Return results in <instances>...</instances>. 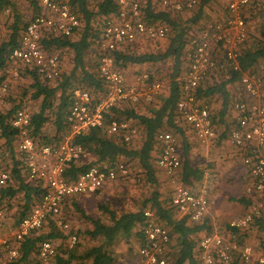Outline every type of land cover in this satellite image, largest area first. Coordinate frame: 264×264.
I'll return each mask as SVG.
<instances>
[{"label": "trees", "instance_id": "trees-1", "mask_svg": "<svg viewBox=\"0 0 264 264\" xmlns=\"http://www.w3.org/2000/svg\"><path fill=\"white\" fill-rule=\"evenodd\" d=\"M55 1L66 2L70 10L77 13L79 18V25L69 37L53 35L41 40L47 52L58 54L61 75L55 80L47 81L35 71L24 69L20 76V78L24 77V86L13 94L9 84L10 91L0 111V150L4 161L11 168V182L0 189V210L6 207V211H9L14 206V202L18 201L20 211L17 213V222L38 201L45 187L41 181L28 179L24 155L17 151L18 131L12 129L10 125L15 110L21 107L28 108L27 106L32 103L37 104L35 108L31 107V112L28 110L31 114L28 135L36 146L41 148L44 145L57 144L67 133L68 125L65 118L75 88L87 90L91 95L92 103L100 101L105 93V84L97 70L98 40L102 22L116 14L117 5L114 0ZM217 1L198 0V6L196 5L198 10L187 19L180 17L187 11L171 13L161 8L154 0H146L143 3L145 21L151 24H164L168 26L169 31L162 39H140L135 43L118 47L113 52V64L128 77L147 72L151 80L158 79L157 70L163 68L166 70L167 84L158 97V104L153 108L150 107L152 102L147 106L129 102L114 104L104 113L102 126L90 128L85 133L74 136L72 142L80 145L86 155L70 164L66 169L67 176L73 179L92 165L111 167L123 163L126 166L130 165L132 170L137 166V174L142 177L144 183L149 187L156 186V171L159 169L157 159L161 151L156 134L160 131H169L176 137L180 135L182 138L183 156L178 169L181 180L186 184H190L193 180H201L204 170L199 164L189 161L187 153L192 146L186 140L185 125L177 118L175 107L179 99L180 83L188 65L185 57L188 39L205 26L208 21L200 25L201 15L212 8ZM26 2L33 12L29 17L15 8L12 0H0V70L8 64L10 52L19 46L20 37L28 23L41 13L39 0H26ZM7 9L9 13H6ZM251 16L245 15V20ZM258 39L255 38L252 44L239 50V69H233L222 60L223 69H215L212 75L196 88L199 101L210 106L212 120L218 128L221 139L226 137L229 124H226L224 131L220 130L218 124L225 122L227 118L225 115L230 111L233 100L240 97L239 93H231L228 85L238 81L243 73L256 72L264 75V69L261 68H264V30ZM88 53L89 59H87ZM91 59L93 61H90ZM145 65L149 66L145 67ZM217 99L221 100L222 105L219 111L215 112L218 117L215 118L212 104L216 103ZM137 108L142 110L139 111ZM113 120L127 121L130 126L136 128L135 137L131 141H125L121 133H108V126ZM139 137L141 140L137 143ZM179 148L180 146L178 150ZM195 192L199 193V190ZM246 195L245 199L239 200L245 202L248 208L253 197L250 194ZM170 198L171 192L163 196L158 189H155L149 197L144 198L139 209L117 213L108 206L98 205L101 212L108 215L107 222L89 215L74 203L80 218H83L89 227L76 230L69 227L68 230H64L67 233H64L53 220L48 219L44 225L31 231L20 241L19 255L12 264H32V256H37L38 246L45 240L51 241L56 246V254L46 261L38 258L39 264L75 262L117 264L120 260L116 249L118 243L124 241L128 244L136 238L137 246L141 244L145 209L153 210L159 222L169 229L171 244L167 248L166 256L170 257L173 251L172 264H196L197 241L202 234L207 233L208 220L205 217L201 221H192L187 215H181L170 206ZM63 206L61 214L65 220ZM228 229L229 237L237 244H249L256 250L264 247V212L256 216L244 230L229 227ZM78 232L92 242L95 240L96 243L88 242L86 245L69 247L68 237L75 234L78 240ZM125 246L127 252H131V245ZM231 264L243 263L235 257ZM251 264L258 263L253 261Z\"/></svg>", "mask_w": 264, "mask_h": 264}, {"label": "built area", "instance_id": "built-area-1", "mask_svg": "<svg viewBox=\"0 0 264 264\" xmlns=\"http://www.w3.org/2000/svg\"><path fill=\"white\" fill-rule=\"evenodd\" d=\"M154 1L171 13L192 10L198 4V0ZM114 2L117 5L116 14L102 22L98 40L97 70L105 84L102 99L92 103L87 90L75 88L65 118L67 133L57 144L41 148L28 135L31 121L28 109L21 107L12 115L10 125L18 131L17 151L24 155L28 179L41 181L45 191L18 221L12 236L0 237V253L5 252L11 263L19 255L20 241L48 219L53 220L61 230H68L69 224L61 214L67 199L78 194H93L128 173L123 163L111 167L92 165L71 179L66 175V169L72 162L86 155L80 145L72 142L74 136L102 126L104 113L114 104L151 103L164 88L163 81L151 80L147 72L128 77L117 70L113 64V52L122 45L140 39H162L169 31L168 26L146 22L143 4L139 0ZM39 3L41 13L28 23L20 37L19 46L10 52L8 64L0 70V111L10 91V79L20 75L21 65L47 81L61 75L58 54L48 53L41 40L53 35L69 37L79 25V18L66 2L39 0ZM262 6L264 0H230L223 18L208 21L197 34L188 39L185 51L188 65L180 83L175 110L177 118L182 120L188 130L194 132L199 143L206 148L213 145L219 133L212 120L210 106L199 101L196 88L215 69H223L222 60L233 69H239V50L249 38L245 11ZM237 83L240 97L231 104L233 122L225 139L244 153L242 163L248 173L245 193L250 194L253 201L241 216L228 223V227L244 230L256 216L264 212V153L261 151L264 148V75L243 73ZM136 132V128L127 121L113 120L108 126V133H121L125 141H131ZM156 140L161 147L157 166L168 177L171 186L170 206L192 221H201L209 211V196L205 190L194 192L178 175L181 166L178 138L172 132L160 131L156 134ZM10 182L11 168L4 161L0 150V189ZM143 216L145 224L142 227L143 240L137 250L138 264H172V260L166 256L171 244L169 229L159 222L153 210L145 209ZM3 222V211L0 210V229ZM68 242L69 247H72L77 242L76 235L71 234ZM37 253L38 258L46 261L55 256L56 247L51 241L45 240L39 244ZM235 257L243 264H251L253 261L264 264V247L256 250L249 244L239 245L230 237L214 232L204 233L198 238L196 264H231Z\"/></svg>", "mask_w": 264, "mask_h": 264}, {"label": "rangeland", "instance_id": "rangeland-1", "mask_svg": "<svg viewBox=\"0 0 264 264\" xmlns=\"http://www.w3.org/2000/svg\"><path fill=\"white\" fill-rule=\"evenodd\" d=\"M15 4V8H17L20 12L24 13L26 16H31L32 15V9L29 8L26 0H12ZM140 3H145L146 0H139ZM230 0H218L217 3L212 6V8H209L206 10L202 15H201V20H200V25L204 21H213L217 19H221L222 14H224L225 7L227 6L228 2ZM155 2V1H154ZM198 6V5H197ZM194 7L192 10L187 11L183 13L181 19H187L188 17H192L193 14L196 13L198 10V7ZM251 11V10H249ZM248 11V12H249ZM10 11L6 12L9 13ZM248 13H245L247 15ZM259 16L264 18V10L259 12ZM256 17H250L247 18V27L251 28L253 30L254 25L257 23L255 20ZM264 28V27H263ZM49 53H54L50 52ZM218 55H221L220 51H217ZM87 59L90 58V54L88 53ZM90 61H93L91 59ZM23 65L20 66V76L22 71H24ZM165 71L163 68L162 70H157L159 72L157 74L156 80L163 81L164 88L166 86L167 78L165 76ZM20 76L16 78V86L19 89L23 87L25 80L24 77ZM17 88V90H18ZM13 90V88H11ZM230 90V87H229ZM232 93H238V83L235 82V84L232 85V88L230 90ZM158 97L157 96L154 100L152 101V105L150 106L153 108L158 104ZM220 99H217L216 103L212 104L213 112H218L220 109L219 105ZM138 104H143L144 106H147L150 103H138ZM37 104L32 103L31 105L27 106L30 112H31V107L35 108ZM142 105V106H143ZM25 107V106H24ZM137 110H142V108H137ZM227 117L225 119V122L218 124V127L220 128H225L226 124L231 125V118L228 115V113L225 115ZM215 118L216 113H215ZM189 135V136H188ZM186 136L187 141H189L190 145L192 146L190 151V160L193 163L199 164V167H201L204 170V175L199 181H192L190 186H192L196 190H205L211 200V204L209 207V211L206 214V218L208 220V229L207 232H214L218 233L221 235H224L226 237H229V229H228V223L232 220L235 219L239 216H241L246 208L247 204L245 202H238V199L244 198L245 199V186H246V181L244 179V171L245 169L241 167L242 165V156L238 155V153H235L230 147L227 148V146L223 145L222 151L225 150V153H227V149H231V153H233V161L230 167V165L227 161V159H222L221 157L213 156L211 153L206 155V152L204 148L199 146L194 140V134H188ZM141 138L137 140V143H139ZM178 143L180 146V151L183 149L182 147V138L179 135L178 136ZM233 148V147H232ZM206 155V156H205ZM225 157L227 158V155L225 154ZM83 158V157H82ZM81 158V159H82ZM88 159V157H87ZM125 163V162H124ZM210 163H213V165L210 166ZM126 164V163H125ZM128 165V164H127ZM209 165V166H208ZM126 166V165H125ZM130 166V165H128ZM126 166L128 173L124 177L117 178L113 182H109L101 188L99 191H97L95 194L89 196V197H84L83 200H78L76 202L75 197L73 196L70 200L69 203H67L65 206H63V215L65 220L68 222L69 227L73 228L74 230L76 229H84L86 227H89V224L86 223V221L83 218H80V213L76 211V207L74 203L78 204V207L80 209H83L86 213L89 215L99 218L105 222L109 219L108 215L101 212V210L98 208V205H105L108 206L109 208L114 209L117 213H120L122 211H128V210H135L139 209L141 206L142 201L144 198L149 197V195L155 191V189L159 190V192L165 196L166 193H170L171 191V186L168 180V177L159 169L156 171V177H157V184L156 186H148V184H145L142 177L137 174L138 172V167L136 166V169H131V166L128 167ZM137 170V171H136ZM216 194H218L216 196ZM216 196V197H215ZM214 197V198H213ZM87 199V200H85ZM6 207H4L5 209ZM3 211V216H4V222L2 224L1 230H0V237H11L12 233L16 227L17 222V213L20 211V204L18 201L14 202V206L9 209V213H7L6 209ZM61 230V229H60ZM64 233H67L64 230H61ZM78 235V240L76 244L73 246H78V245H86L88 242H92L87 239L86 236H84L82 233H77ZM203 235V234H202ZM201 235V236H202ZM258 237V236H257ZM136 238H133L131 242H128V244L124 243V241L118 243L119 245L116 249L119 253L120 260L117 264H138V255H137V250L138 246L136 243ZM253 241L255 242L256 240L253 238ZM92 243H96L94 240ZM56 245L58 243L56 242ZM69 245V242H68ZM67 245V246H68ZM125 245H131V252H127V246ZM56 247V246H55ZM134 249V250H133ZM123 254V255H122ZM172 260L173 263V251L170 254L169 257ZM122 260V261H121ZM39 259L35 255L32 257V264H39ZM0 264H12L9 262L8 258L6 257L5 252L0 253ZM73 264H86L83 262H75Z\"/></svg>", "mask_w": 264, "mask_h": 264}, {"label": "crops", "instance_id": "crops-1", "mask_svg": "<svg viewBox=\"0 0 264 264\" xmlns=\"http://www.w3.org/2000/svg\"><path fill=\"white\" fill-rule=\"evenodd\" d=\"M249 10H251L250 12H248ZM255 10H256V12H255ZM262 10H264V6H262V7H258V8H255V7H252V8H249V9H247L246 11H245V13H248V15H252V17H256L255 18V20H256V24L254 25V28H253V30L249 27L248 28V35H249V38H248V40L245 42V44L240 48V49H242V48H244V46H248V45H250V44H252V42L253 41H255V38L256 39H258V37L260 36V34H261V32L264 30V18L263 17H260L259 16V12L260 11H262ZM224 13V12H223ZM224 17V14H222V17L221 18H223ZM259 40V39H258ZM150 65V64H149ZM149 65H145V67H147V66H149ZM143 68V67H142ZM262 69H264L263 67H261ZM20 76V75H19ZM18 76V77H19ZM18 77H11V79H10V87L11 88H13V94H14V92H17L18 90H17V88L18 87H15L16 86V78H18ZM236 83H237V81H236ZM233 84H235V82L234 83H231V84H229L228 85V89H229V87H230V90H231V88H232V85ZM24 86V85H23ZM12 91V90H11ZM231 92V91H230ZM167 92H165V94H166ZM232 93V92H231ZM220 102H221V100L219 101V105H222V104H220ZM233 114H234V112H233V109L232 108H230V111L228 112V115L230 116V118H231V121L233 122V120H232V118H233ZM231 122V123H232ZM223 131L225 130V128L223 127V128H221ZM194 134V132L193 131H190V130H188L187 129V127H185V129H184V134H185V137L188 135V134ZM189 136V135H188ZM178 138V137H177ZM187 140V139H186ZM194 140H196V142H197V144L199 145V146H201L202 148H204V150H205V152H206V155H208V153L210 154L211 153V155L213 154V156H216L217 155V157H221L222 159H220V160H223V159H227V161L226 162H228L229 164L230 163H232V161H233V158H232V156H233V153H231L232 151H231V149L235 152V153H238V155L240 156V158H241V156H243V152L241 151V150H237L236 148H234L231 144H229V142L225 139V138H223V139H221V138H219L218 137V139H216V140H214V143H213V145L211 146V147H209V148H206V147H204V146H202L200 143H199V141L197 140V138L195 137V135H194ZM189 142V141H188ZM190 144V143H189ZM223 145H225V146H227V148L228 147H230L231 149H227V153H225V150L224 151H222L221 149H222V147H223ZM178 147H179V143H178ZM233 147V148H232ZM191 149V148H190ZM179 153H180V157H181V160H182V156H183V149L180 151V148H179ZM261 151L264 153V148H262L261 149ZM190 153H191V151H189L188 153H187V155H188V157H189V161L191 162V160H190ZM225 154L227 155V158L225 157ZM205 155V156H206ZM193 163V162H192ZM211 165H213V163H210V166ZM242 166L241 167H243L244 169H245V167H244V165H243V163L241 164ZM209 166V165H208ZM229 167L231 166V164L230 165H228ZM230 169H232V167H230ZM247 175H248V173H247V170L245 169V171H244V179H245V181H247L246 180V178H247ZM246 185H247V182H246ZM106 186V185H105ZM190 186V185H189ZM192 189H193V191L195 192L196 191V189H194L192 186H190ZM246 187V186H245ZM200 191V190H199ZM92 194H87V195H80V194H78V195H74V197H75V200H76V202L78 201V200H83V198L85 197H89V196H91ZM218 194H216V196H217ZM246 195V194H245ZM215 196V197H216ZM247 196V195H246ZM214 198V197H213ZM70 199H71V197H70ZM70 199H67V201L65 202V204H64V206L67 204V203H69L71 200ZM85 200H87V199H85ZM240 200L238 199V202H239ZM209 202H210V204H211V200H210V198H209ZM210 207V206H209ZM246 210H247V208H246ZM245 210V211H246ZM10 212V211H9ZM9 212H7V213H9ZM205 218V217H204ZM203 218V219H204ZM1 230V229H0ZM33 257V256H32ZM138 262H139V259H138Z\"/></svg>", "mask_w": 264, "mask_h": 264}]
</instances>
